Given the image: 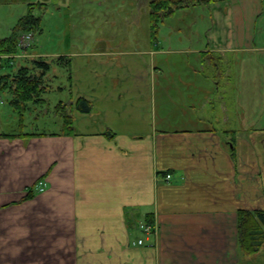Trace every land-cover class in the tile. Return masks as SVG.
<instances>
[{
    "label": "crops",
    "instance_id": "0c3cea01",
    "mask_svg": "<svg viewBox=\"0 0 264 264\" xmlns=\"http://www.w3.org/2000/svg\"><path fill=\"white\" fill-rule=\"evenodd\" d=\"M208 7L203 45L173 24L175 41L59 55L74 133L62 117L56 133L0 134V264H253L238 213L264 210V0ZM19 133L31 135L1 136Z\"/></svg>",
    "mask_w": 264,
    "mask_h": 264
},
{
    "label": "rangeland",
    "instance_id": "374dc122",
    "mask_svg": "<svg viewBox=\"0 0 264 264\" xmlns=\"http://www.w3.org/2000/svg\"><path fill=\"white\" fill-rule=\"evenodd\" d=\"M150 1L0 0V39L12 35L21 18L30 13V8H33V14L42 21L39 31L28 33L32 35L28 48L21 46L22 38L26 34L21 36L22 50L12 55V58L16 59V64L29 65L32 59L43 57L50 65L46 77V84L49 87L44 94L46 101L41 105H29L24 114V127L20 126V115L10 103L11 96L4 94L0 98V134L21 131L27 133L60 131L61 118H64L65 114L71 115L69 110H60L66 109V106L58 105L61 100L69 101L68 85L71 74L65 62L57 60L59 55L69 53L73 49L97 48L121 38L126 41L144 38L146 41L149 36L144 37V34H151ZM197 8V11H203H195L192 16L184 20L181 17L173 20H168L166 17L161 20L158 24L160 41H173L174 39L168 36V30L171 25L177 24L185 30L181 36H185L182 42H185L186 46L189 43L203 45L208 42L211 35L208 37L207 27L211 26L209 7ZM182 61L180 60L178 64ZM207 64L206 71L213 72L212 64L209 62ZM219 70L226 72L227 63L221 64ZM58 87L62 88V92L56 90ZM262 99L264 101V98L253 96V102L256 105ZM258 129L257 131L264 133V126ZM253 264H264V247L258 254H254Z\"/></svg>",
    "mask_w": 264,
    "mask_h": 264
},
{
    "label": "trees",
    "instance_id": "16d2710c",
    "mask_svg": "<svg viewBox=\"0 0 264 264\" xmlns=\"http://www.w3.org/2000/svg\"><path fill=\"white\" fill-rule=\"evenodd\" d=\"M231 0H151V40L157 42L159 37L158 24L166 17L173 16L180 10L195 8L198 6H209L219 2H230ZM33 8L30 13L21 18L14 28L10 37L0 39V57L3 58L0 65V98L4 94L11 96L10 103L14 110L20 115V126L24 127V114L30 104H44V94L48 87L46 77L50 70V65L43 57L35 58L29 65H18L12 55L18 54L22 48L20 38L28 33H35L41 29L42 21L33 14ZM58 61L65 62L70 71V58L61 56ZM91 103L85 98H80L76 104V109L81 113L91 112ZM74 119L70 114L64 115L65 135L74 133ZM31 134H2L4 137H25ZM112 137L111 133L107 134ZM148 224L154 225V218L148 217ZM239 243L246 255L256 254L264 246V210H239L238 213Z\"/></svg>",
    "mask_w": 264,
    "mask_h": 264
},
{
    "label": "built area",
    "instance_id": "2783aa9c",
    "mask_svg": "<svg viewBox=\"0 0 264 264\" xmlns=\"http://www.w3.org/2000/svg\"><path fill=\"white\" fill-rule=\"evenodd\" d=\"M31 38H32L31 34H28V35L24 36L22 38L21 46L28 48L30 46V41L29 40H31ZM3 58H7V56H1L0 57V65H1V62H2ZM167 178L170 179L171 175H168ZM36 188H37V190L39 192L45 191V183H44V181L43 180L39 181L37 183V185H36ZM140 228L142 229V231H144V233L146 235H151L155 231L154 226L152 224H148V223H142L140 225ZM143 244H144V240L143 239H139L138 241L134 242V245H140L141 246Z\"/></svg>",
    "mask_w": 264,
    "mask_h": 264
}]
</instances>
